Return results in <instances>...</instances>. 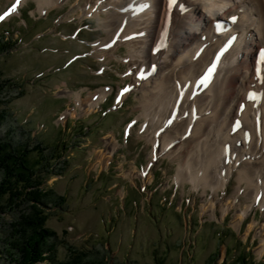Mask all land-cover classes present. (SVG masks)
<instances>
[{"label": "rangeland", "instance_id": "1", "mask_svg": "<svg viewBox=\"0 0 264 264\" xmlns=\"http://www.w3.org/2000/svg\"><path fill=\"white\" fill-rule=\"evenodd\" d=\"M16 1L0 0V115L4 116L0 138L6 137L7 130L14 141L31 137V146L39 148L30 152V160L41 163L43 157L47 162L46 167L38 165L45 193L39 209L45 215L44 226L54 232L48 238L54 247L53 261L264 264V250L261 254L256 250L260 239L253 235L254 229L244 238L252 220L255 227L263 224L264 210L254 205L243 215L240 227L231 224L236 207L243 210L254 198H245L239 190L245 182L238 189L236 172L224 195L237 197V205L222 212L214 204V217L202 214L200 202L210 198L212 191L193 188L187 181L177 185V162L149 157L152 143L139 132L144 121L136 119L137 93L130 92L112 107L130 78L124 76L125 63L109 57L103 62L94 54L89 42L104 32L97 29L94 18L76 16L84 0H68L47 14L34 11L35 0H26L17 14L12 13ZM67 12L71 18H65ZM73 32L76 37H71ZM126 49L124 45L116 49L115 57ZM98 69L102 73H96ZM107 85L112 90L103 103L83 114L72 95L59 94L64 88L79 92L86 87L81 91L85 97ZM71 106L76 113L62 119ZM129 122L135 123L127 136L123 129ZM111 133L119 146L110 161L97 162L94 149L105 148L103 139ZM149 164L150 180L128 174L132 168L144 171ZM30 208L23 202L2 209L0 238L10 234L11 224Z\"/></svg>", "mask_w": 264, "mask_h": 264}, {"label": "bare ground", "instance_id": "2", "mask_svg": "<svg viewBox=\"0 0 264 264\" xmlns=\"http://www.w3.org/2000/svg\"><path fill=\"white\" fill-rule=\"evenodd\" d=\"M35 1L34 11L47 14L68 0ZM23 2L17 0L11 12L17 14ZM70 16L67 12L65 18ZM76 16L94 18L97 29L103 30L104 36L89 42L97 57L126 64L124 76L130 81L117 103L137 93L136 119L144 121L141 135L152 143L149 157L176 161L177 185L187 181L193 188L212 191L200 202L202 214L214 217V204L224 212L237 203V197L224 195L234 172L238 189L245 182L239 189L244 197L254 198L245 209L236 207L231 224L240 227L254 205L264 210V61L259 75L255 70L264 46V0H176L171 6L168 0H84ZM218 20L224 22L220 28ZM122 45L125 54L115 57ZM111 90L100 87L84 97L81 91L64 88L59 94L72 95L83 114ZM75 113L71 106L62 119ZM132 125H127L129 132ZM114 137L107 135L105 148L94 149L97 162L110 161L119 146ZM150 166L138 172L132 168L128 174L150 180ZM262 221L255 227L252 220L244 232L245 238L254 229L259 254L264 250Z\"/></svg>", "mask_w": 264, "mask_h": 264}, {"label": "trees", "instance_id": "3", "mask_svg": "<svg viewBox=\"0 0 264 264\" xmlns=\"http://www.w3.org/2000/svg\"><path fill=\"white\" fill-rule=\"evenodd\" d=\"M2 119L0 115V124ZM9 134L7 130L6 137L0 138V211L23 202L31 208L11 224L10 234L0 238V264H56L50 255L54 247L48 242L54 232L44 226L45 215L39 209L45 193L40 188L43 178L38 174V165L46 167L47 162L43 163V157L41 163L30 160V152L39 148L31 146V137L14 141ZM4 253L9 260L3 258Z\"/></svg>", "mask_w": 264, "mask_h": 264}, {"label": "snow or ice", "instance_id": "4", "mask_svg": "<svg viewBox=\"0 0 264 264\" xmlns=\"http://www.w3.org/2000/svg\"><path fill=\"white\" fill-rule=\"evenodd\" d=\"M175 2H176V0H168V4H169V6H171V5L174 4ZM144 7H147V5H144ZM181 11H183V6H182V5H181ZM0 18H2V17H0ZM231 19H232L233 21H235V20H236V17L233 16V17H231ZM160 46L163 47L162 44H161ZM261 61H264V49H261V50H260V53H259V59H258L257 62H256V65H257V75H259V72H260L259 64H260ZM209 71H212V69H209ZM124 91H127V89H125ZM248 95H249L250 98L252 97V93H249Z\"/></svg>", "mask_w": 264, "mask_h": 264}, {"label": "crops", "instance_id": "5", "mask_svg": "<svg viewBox=\"0 0 264 264\" xmlns=\"http://www.w3.org/2000/svg\"><path fill=\"white\" fill-rule=\"evenodd\" d=\"M124 125V124H123Z\"/></svg>", "mask_w": 264, "mask_h": 264}]
</instances>
